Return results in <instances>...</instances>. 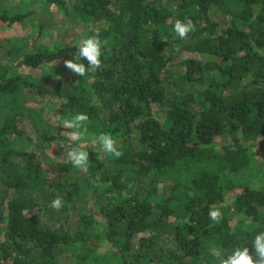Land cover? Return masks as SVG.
<instances>
[{"label": "trees", "instance_id": "16d2710c", "mask_svg": "<svg viewBox=\"0 0 264 264\" xmlns=\"http://www.w3.org/2000/svg\"><path fill=\"white\" fill-rule=\"evenodd\" d=\"M226 1L71 0V12L105 41L101 66L81 60L80 77L64 64L79 45L21 55L7 46L5 58L32 67L61 62L69 79L49 90L8 76L2 63L0 95L29 87L57 97L60 120L86 113L88 131L110 134L122 155H111L114 166L102 172L105 235L91 240L42 222L47 204L26 192V176L42 173L38 154L0 147V264H220L236 247L252 251L264 231V184L238 185L230 175L249 164L252 147L264 152V0H238L232 12ZM22 18L1 13L0 27ZM185 18L194 29L178 60L181 82L171 87L175 56L162 51L160 35ZM24 116L14 106L0 111V134L21 135ZM151 173L156 180L140 182ZM175 173L186 177L170 179Z\"/></svg>", "mask_w": 264, "mask_h": 264}, {"label": "rangeland", "instance_id": "374dc122", "mask_svg": "<svg viewBox=\"0 0 264 264\" xmlns=\"http://www.w3.org/2000/svg\"><path fill=\"white\" fill-rule=\"evenodd\" d=\"M61 1L66 5L61 4ZM237 2L238 0H227L226 11L235 10ZM70 4L71 0H0V14L6 13L11 17L23 16L19 21L0 27V66H3L2 63L7 65L8 76L22 74L30 81L45 86L46 89H64L65 84L62 81L67 82L69 74L63 63L53 62L38 67L19 65L15 63L16 55L5 58L4 53L8 49L7 46L11 45L19 55L64 45H80L87 37L100 32L99 27L93 22L74 15L70 10ZM259 12V6L254 8L253 19ZM212 13L221 18L228 16L216 7L212 9ZM160 37L164 42L162 51L175 56L171 60L173 61L171 87H174L181 82L183 66L178 64V60L182 53L186 52L183 45L190 38L188 34L180 38L174 30H168L166 35ZM157 39L154 38V41ZM236 85L237 83L234 84ZM58 103L57 97L39 95L29 87H20L13 94L0 95L1 112L14 106L25 113L18 122L22 134H0V147L14 151H33L38 154L42 173L39 176L29 174L26 176L30 186L26 192L36 201L47 204L48 209L41 219L42 222L54 229L91 240L104 239L105 220L97 207L100 195L96 189L100 190L104 186L102 172L104 167H113L114 160L111 154L103 152L98 144L91 142L92 137L101 133L88 131L89 136L85 142L89 145L85 147L89 153L90 164L87 170L71 165L67 151L76 146L77 142L71 141L66 132L70 130L62 127L55 111ZM249 153V164L230 177L238 185L258 187L264 184V152L254 146ZM185 177L186 174L175 173L170 179L178 180ZM152 179H157L154 173L140 182L147 184V181ZM158 186L162 187L165 193L168 191L161 183H158ZM57 196L62 197L63 201L60 209L51 206V201ZM96 251H104V241ZM65 256L60 259H65Z\"/></svg>", "mask_w": 264, "mask_h": 264}, {"label": "clouds", "instance_id": "9594fccd", "mask_svg": "<svg viewBox=\"0 0 264 264\" xmlns=\"http://www.w3.org/2000/svg\"><path fill=\"white\" fill-rule=\"evenodd\" d=\"M175 33L180 37H185L194 29V24L190 18L184 21L177 20L173 26ZM105 44L99 33L87 37L79 45L78 49L72 53L73 59L64 61L65 66L74 72L78 77L84 76L86 73V65L81 60L87 61V66L99 68L102 64V48ZM88 116L86 113H76L70 118H61L62 127L70 131H66L71 141L77 142L76 146L67 151L68 161L72 166L87 170L90 161L89 153L85 146L89 145L85 142L89 136L86 121ZM92 143L98 144L103 152L111 154L113 157H120L121 151L116 146V141L108 133H101L92 137ZM84 146L81 147L80 145ZM54 209H60L63 206L62 197L57 196L51 201ZM211 220L218 222L220 219L219 209L212 208L209 213ZM252 251L249 247H236L226 257L220 258V264H264V231L258 232L252 241Z\"/></svg>", "mask_w": 264, "mask_h": 264}]
</instances>
